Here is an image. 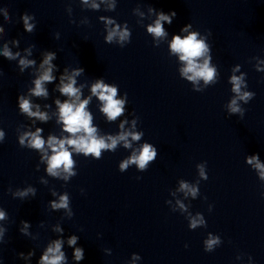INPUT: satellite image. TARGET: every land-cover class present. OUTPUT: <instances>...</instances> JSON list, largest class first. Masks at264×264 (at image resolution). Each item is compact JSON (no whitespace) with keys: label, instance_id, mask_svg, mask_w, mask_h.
<instances>
[{"label":"clouds","instance_id":"obj_1","mask_svg":"<svg viewBox=\"0 0 264 264\" xmlns=\"http://www.w3.org/2000/svg\"><path fill=\"white\" fill-rule=\"evenodd\" d=\"M87 2V0H85ZM176 13L173 12L172 16H175ZM161 21H167L171 23V17L164 15L161 13L159 18L155 22V26H149L148 32L152 33L156 37H162L166 35L164 29L161 25ZM25 26L31 31L32 25L28 24L27 17H25ZM187 31V28L183 29ZM117 35V32L114 30L109 33L107 39L109 42L113 39L114 36ZM129 33L127 31L120 32L119 38L121 41L128 38ZM197 33L192 32L184 38H181L179 35L174 36L172 42L170 44L171 51L173 53L179 54V58L181 61L186 62V67L182 69V74L187 76V78L191 81H196L197 79H203L205 83L212 82L215 77V69L209 67L208 60H204V62L198 63L197 60L200 57H203L205 53L209 51V46L204 42V40L197 39ZM5 56L11 58V53L9 51H5ZM53 59L52 54H48L43 61L41 67L44 65H49L43 73L39 76L38 79L35 80V88L32 90V94L35 96H47V91L43 87L44 82H50L53 80V76L51 75L52 66L50 65V61ZM21 65H28L33 63V61L21 60ZM79 71H83L82 69ZM191 73L192 75H188ZM76 74H79L77 72ZM63 80V78H62ZM231 83L233 85L232 91L237 93L239 99L247 100L252 97L254 94L249 92H241V85L243 83L242 77L233 76L231 78ZM75 80L72 77H68V83L64 84L62 82V86L60 87V92L69 97H75L76 100H79V90L74 87ZM92 93L97 95L98 98L104 102V106L102 111L107 114L109 120H115L118 116L121 115L123 111V100L115 99L117 95V90L115 87H109L104 84L102 81H97L92 86ZM59 105L60 109V119L64 124V130L70 134H77L83 132L84 135L79 136L78 138H68L57 140L55 137H49L48 145L52 150V155L48 159V172L52 175H59L58 169L63 167L64 172L69 175H73L71 169L73 167V159L72 154L67 150L65 144L73 146L77 152H83L85 155L92 154L96 158H100L102 149H114L118 143V141H124L125 147H129V143L127 137L131 135L133 140H139L140 134L136 133H123L120 136L113 138L108 137L110 143H106L103 138H97L95 133L96 129L91 126L92 117L85 110L86 105L88 104V100L81 101L78 105H76L75 101L64 103H60L59 100L56 101ZM20 109L27 113L29 116H36L40 120H46L47 116L44 113L39 111L32 112L31 104L27 99L23 97L20 98ZM230 111L240 112V108L237 104V100L233 99L231 104L229 105ZM41 129H37L36 133H26V136H31L30 146L36 149H43L45 141L40 138ZM2 135V134H0ZM21 144L24 143V137L21 138ZM156 156L155 149L150 144H144L142 150L139 155L133 154V156L124 161L120 165V169H126L129 164H136L139 169L143 170L146 168L147 164L154 160ZM255 162V167L260 170L261 178L264 179V165L260 164L257 157L253 156L248 159L249 164H253ZM200 174L202 177L207 179L204 175L203 168L201 167ZM67 177H65L66 179ZM140 179V178H137ZM181 189H187L192 193L193 196L196 195L197 189L190 188L188 184L181 183ZM183 208V205H180ZM54 208H67L68 207V197L62 196L60 198V202L53 203ZM3 218V213L0 212V219ZM202 220L193 219L191 221V227L195 228L197 224L202 223ZM77 238L75 236L71 237L68 241L69 245H74L76 243ZM218 243V239L210 238L207 242V250H211L214 245ZM187 247V245H186ZM75 256L77 260L83 259V251L82 249H76ZM65 259L64 253L61 251V241L57 240L50 245L47 251L44 253L41 258L40 264H61V261Z\"/></svg>","mask_w":264,"mask_h":264}]
</instances>
